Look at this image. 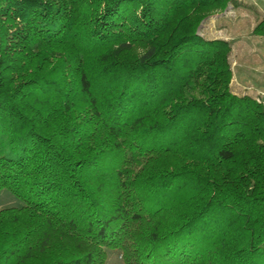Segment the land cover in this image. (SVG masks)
Listing matches in <instances>:
<instances>
[{
  "label": "trees",
  "instance_id": "obj_1",
  "mask_svg": "<svg viewBox=\"0 0 264 264\" xmlns=\"http://www.w3.org/2000/svg\"><path fill=\"white\" fill-rule=\"evenodd\" d=\"M236 1L0 0V264H264V104L196 34Z\"/></svg>",
  "mask_w": 264,
  "mask_h": 264
},
{
  "label": "rangeland",
  "instance_id": "obj_2",
  "mask_svg": "<svg viewBox=\"0 0 264 264\" xmlns=\"http://www.w3.org/2000/svg\"><path fill=\"white\" fill-rule=\"evenodd\" d=\"M264 22V0H237L222 11L206 16L197 28V36L205 41L231 44L228 57L232 80L230 92L264 104V33L255 30ZM141 55V49H134ZM23 203L9 191L0 192V210L20 208ZM106 264H124L116 252H108Z\"/></svg>",
  "mask_w": 264,
  "mask_h": 264
}]
</instances>
